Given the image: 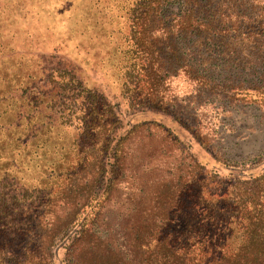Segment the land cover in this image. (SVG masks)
Instances as JSON below:
<instances>
[{
	"label": "trees",
	"instance_id": "1",
	"mask_svg": "<svg viewBox=\"0 0 264 264\" xmlns=\"http://www.w3.org/2000/svg\"><path fill=\"white\" fill-rule=\"evenodd\" d=\"M54 1L0 0V129L11 130L30 121L34 125L37 120L27 111L26 114L22 110L6 113L12 111L15 102L21 106L26 98L30 99L27 105H31L48 88L54 90L52 97L57 99L56 107L63 118L61 124L77 130L59 166L49 168L64 176L58 193L52 195L47 190L43 203H37L35 211L28 206L24 217L9 211L8 202L0 200V264L52 263L51 243L43 254L38 253L43 237L40 215L62 198L66 199L65 213L74 214L67 221L75 223L66 239L68 251L77 249L87 239L94 219L111 200L112 191L123 175L124 141L132 132L149 124L163 128L156 121L142 120L132 123L124 135L116 136L113 120L117 110L114 105L103 102V94L88 80L84 82L76 75L74 66L65 64L73 69L64 66L62 73L55 69L44 73L42 54L47 51L42 50L54 47L56 51L57 43L35 46L32 40L42 36L45 30L56 32L53 27L57 24L53 21H58L60 10L54 16L46 9ZM176 1L178 11L171 20L162 13L167 0L91 2L92 12L103 18L101 26L107 24L101 31L108 28L109 32L116 33L117 38L110 45L112 51L107 53L117 77L114 95L125 96L132 109L169 111L159 87L170 74L188 66L177 38L196 34L206 38L210 50L223 48L225 53L255 55L257 61L247 58L242 59L243 63L250 67L264 65V0ZM68 3L78 4L75 0ZM198 11L203 13L201 18ZM71 15L72 12L67 17ZM78 18V21L88 20L83 16ZM29 21L32 26L28 30ZM32 21L39 24L33 25ZM92 39L83 43L91 47ZM71 70L74 75L70 74ZM256 71L260 74L255 75V82L231 88L236 89L234 94L240 93L238 90H252L256 95L253 100L264 106V72ZM74 78L76 84H73ZM24 137L20 133L12 139L18 145L27 146ZM10 147L15 148L13 144ZM210 170L204 171L198 164L193 166L182 178L179 176L168 195L158 196L153 204L158 205L157 210L152 206L133 215L128 233L130 253L136 264H264V164L257 173L240 172L226 179L214 178ZM84 177H88L86 181L81 180ZM82 182L84 185L78 192L83 195V202L77 208L79 199L71 197ZM54 197L56 201L51 200ZM59 229L53 232L50 241ZM122 252L117 250L115 260L102 263L75 261L70 264H128Z\"/></svg>",
	"mask_w": 264,
	"mask_h": 264
},
{
	"label": "rangeland",
	"instance_id": "2",
	"mask_svg": "<svg viewBox=\"0 0 264 264\" xmlns=\"http://www.w3.org/2000/svg\"><path fill=\"white\" fill-rule=\"evenodd\" d=\"M70 1L55 0L50 7L47 6L52 15L60 10L58 21H53L57 24L53 27L56 32L52 34L45 30L41 34L43 37L32 40L35 46L57 43L56 51L54 47L42 50L47 51L42 54L44 73L51 69L62 73V68L67 66L65 64L74 66L77 76L84 82L88 80L100 95L103 94V102L114 105L117 110L113 120L116 136L124 135L132 123L142 120L156 121L167 130L152 123L135 130L124 141L123 175L112 191L111 200L98 212L87 239L81 242L79 249L68 251L66 239L75 223L67 222L74 214L65 213L66 199L62 198L47 211L43 210L39 226L43 237L38 253L43 254L51 243V264L75 261L102 263L107 259L115 260L117 250H121L125 262L136 264L130 253L128 233L133 215L148 207L157 210L158 205L153 204L158 196L168 195L179 176L182 178L197 164L204 171L212 169L216 179L230 178L240 172L260 171L264 164V106L253 100L256 95L252 90H238L240 93L234 94L236 89L231 87L255 82V75L260 74L256 69L264 72V65L250 67L243 63L242 59L247 58L257 61L255 55L243 52L230 54L228 50L226 52L229 53H225L223 48L210 50L206 38L196 34L177 38L188 66L170 74L159 87L169 111L132 109L125 96L114 95L117 93V77L107 53L112 51L110 45L117 38L116 33L109 32L108 28L101 31L107 24L101 26L103 18L92 12L91 2L94 0H75L78 4L73 6L68 3ZM167 1L162 6V13L171 20L178 11V2ZM71 12L72 15L67 17ZM197 15L201 18L203 13L198 11ZM78 16L88 20L78 21ZM38 24L36 21L33 25ZM31 26L29 21L26 28L29 30ZM90 38H93L94 49L83 43H88ZM235 56L239 59L233 60ZM70 74L74 75V70ZM262 76L264 78V73ZM73 84H76L75 78ZM45 90L46 93L38 95L31 105H27L30 99L26 98L21 106L15 102L12 111L6 113L15 114L22 110L26 114L27 111L37 120L34 125L30 121L27 122L29 126L22 123L11 130L0 129V200L8 202L9 211L23 217L28 206L35 211L36 204L43 203L47 190L50 189L52 195L59 192L64 176L49 168L59 166L61 156L77 135L76 129L65 128L61 124L63 118L59 107H56L57 99L52 97L54 90ZM20 133L26 135L27 146L13 141L12 138ZM10 144L15 148L12 149ZM259 159L261 164L256 162ZM240 168L244 170L239 171ZM87 178L81 180L86 181ZM81 185L83 187L84 182L71 197L79 199L77 208L83 202V195L78 192ZM51 200L56 201V197ZM57 229L58 235L50 241Z\"/></svg>",
	"mask_w": 264,
	"mask_h": 264
}]
</instances>
